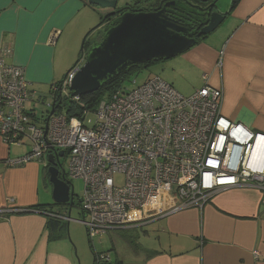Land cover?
<instances>
[{"label": "crops", "instance_id": "crops-1", "mask_svg": "<svg viewBox=\"0 0 264 264\" xmlns=\"http://www.w3.org/2000/svg\"><path fill=\"white\" fill-rule=\"evenodd\" d=\"M105 14L89 0H0V49H12L7 63L25 69L31 91L37 94L44 85L53 89L72 70L83 52L82 40ZM169 73L173 75L161 77L182 92L187 83L180 80L189 81L194 92L205 85L221 90L222 115L264 134V0H238L216 32L169 64ZM26 146L8 145L0 137V212L20 211L0 216V264H87L81 246L68 232L70 220H62L67 224L64 236L56 238L47 227V216L21 213L49 205L42 161L21 167L9 164L29 153ZM169 208L166 205L164 211ZM149 224L153 232L138 238L143 251L132 255L121 246L118 230L107 232L112 239L120 238L113 241L114 260L105 255L107 264H264L260 190L231 189L203 208L172 212L122 230L137 231ZM93 242L89 247L96 264L95 255L102 253Z\"/></svg>", "mask_w": 264, "mask_h": 264}, {"label": "built area", "instance_id": "built-area-1", "mask_svg": "<svg viewBox=\"0 0 264 264\" xmlns=\"http://www.w3.org/2000/svg\"><path fill=\"white\" fill-rule=\"evenodd\" d=\"M12 55V49H0V137L8 145L29 142L30 151L9 164L21 167L64 152L68 176L84 183L80 224L91 240L203 208L231 189L260 190L264 204V134L222 115L221 90L205 85L184 97L160 77L141 84L134 79L132 87L99 103L89 128L88 114L68 117L57 108L53 115H39L28 109L36 96L25 69L7 63ZM79 69L53 87V97L63 98ZM118 174L125 176L123 186L115 182ZM12 212L19 210L0 215Z\"/></svg>", "mask_w": 264, "mask_h": 264}, {"label": "water", "instance_id": "water-1", "mask_svg": "<svg viewBox=\"0 0 264 264\" xmlns=\"http://www.w3.org/2000/svg\"><path fill=\"white\" fill-rule=\"evenodd\" d=\"M201 1L207 3L211 0ZM218 1L215 0L211 4L210 11L206 14L196 9H187L180 2L167 4L166 8L177 6L190 12L191 15L184 17L186 21L170 18L166 8L151 13L129 11L115 18L110 28L102 36L101 41L94 44L86 53L85 61L82 60L84 64L80 67L68 89L70 97L81 98L94 94L114 78L127 74L133 66L168 61L187 53L198 45V40L193 39L190 34L192 27L190 19L199 21L207 16L208 20L203 23L205 26L198 34V38H201L216 32L230 14V12L224 14L220 11L211 12V10L217 9ZM89 3L101 10L115 11L119 0H89ZM122 12L123 10H119L108 16L115 17ZM101 24L87 34L83 40L82 51H84L87 38L99 29ZM78 61L75 66L80 64H77ZM60 97H62L61 94H59ZM56 102L57 98L53 97L51 115L59 108L60 104L57 105ZM61 157H64V152L48 155L47 175L49 184L52 186L54 203L69 207L68 219L70 221L68 223H70L75 193L73 184L66 179L64 171L57 163L58 158ZM78 223L80 224V221Z\"/></svg>", "mask_w": 264, "mask_h": 264}, {"label": "rangeland", "instance_id": "rangeland-1", "mask_svg": "<svg viewBox=\"0 0 264 264\" xmlns=\"http://www.w3.org/2000/svg\"><path fill=\"white\" fill-rule=\"evenodd\" d=\"M128 2H130V0H121L120 6L124 7V4H126ZM231 3H232V0H219L217 3V10L220 12L229 10ZM99 24H100V21L98 22L97 26ZM105 30H106V28H103L99 31L94 32L90 37H88V39L86 41V45H85L86 53L88 51H90L91 47L100 40V38L104 34ZM86 36L87 35H85V37ZM85 37H84V39H85ZM92 43H94V44H92ZM82 44H83V42L81 43V48H82ZM79 51H80V49H79ZM179 56H182V55H179ZM176 58H178V57H176ZM176 58H173V59L168 60V61H160V62L153 63L148 68L140 71L138 76L136 74L132 77L130 76L129 78L131 80L129 82H127V84H126L127 87L130 88L133 86L132 82L134 81V77L137 80V84H141V83L145 82L148 78H151V77H156V76H160V77L163 76L164 77V76H167L168 74L173 75L172 73H169V64H171L174 60H176ZM78 60H79V57L73 63L72 69L74 68V66ZM81 63H82L81 65L79 64L80 67L83 66L84 62H81ZM63 77L64 76H61L58 81H62ZM180 81L184 84L187 83L186 89L184 92H182L180 89H177L179 91V93H181L182 96L190 97L191 95H193L197 91V90H195V92H194V90H190L193 86L191 83H189V81H184V80H180ZM175 85L178 86L177 84H175ZM51 88H52V86H51ZM51 88L48 87V85H44V86H42L41 90L36 91L37 92V94L35 93V96L37 97L35 99L36 103H33V102L29 103L28 109L33 108L39 115L50 113V111H51L50 105L52 104L53 95H54L53 90ZM202 88L203 87H201V89ZM69 93L70 92L65 90V92L63 94V98H67L69 96ZM95 120H96L95 115L89 114L85 120L86 126L89 128L92 127L95 123ZM24 143L27 144V146L25 147L24 150H28L29 149V146H28L29 142L26 143V141H24ZM40 165H41L42 170L44 171L45 170L44 167H46V165H48L47 156H46V158H44L42 160V162H40ZM62 166H63V169L67 173V178H69L68 181H70L73 184L74 193H75L74 207H73L72 213H71L72 221L69 223L68 232H69L70 236L72 235V237L74 238V241H76L77 244L81 246V249H82L81 257H82L84 263L93 264V255H92V252L90 251V247H89V242L91 239L88 237L86 227H84L83 225L78 223L79 221H83L82 210L80 207L81 206L80 198L83 196V193H84V183L82 180H79V179L73 180V179H70V177L68 176V160H67V157H65L62 160ZM46 173L48 174V172H46ZM48 180H49V178H48ZM115 182L118 186H123L125 184V176L118 174L115 178ZM47 192H48L47 200L45 203L53 205L49 210H53L54 212L61 213L63 215H69V207L68 206L56 205L54 203L53 195H52V186L49 185V183L46 184V193ZM167 199L168 198L165 197L164 201L167 202L168 201ZM152 225L153 224H149L145 227L139 228L133 234H135V236L137 238H139V236L140 237L143 236L142 234L145 231L152 233L153 232L152 231V229H153ZM150 226H152V227H150ZM116 239H120V238L118 236H115L112 239V235L105 233L101 237L94 238L93 246L97 252L102 253L101 255L105 256V255L109 254L111 256L112 260H114L115 252L113 251V241H115ZM120 240L122 241L121 246L124 247L125 250H127V255H132L133 250H134V249H132L133 247L126 245V243L122 239H120Z\"/></svg>", "mask_w": 264, "mask_h": 264}, {"label": "trees", "instance_id": "trees-1", "mask_svg": "<svg viewBox=\"0 0 264 264\" xmlns=\"http://www.w3.org/2000/svg\"><path fill=\"white\" fill-rule=\"evenodd\" d=\"M174 2H180L181 4L185 5L187 9H193L194 10V8L191 7L185 1L182 2L181 0H176ZM237 3H238V0H236L234 2L232 9H234L236 7ZM174 8L179 9V11L183 14L182 17H186L188 15H191L190 12H187L186 9H184L182 7L179 8V7L175 6ZM107 30H108V28H106L104 33ZM102 36H101V38H102ZM101 38L98 42L101 41ZM200 42H198V43H200ZM92 44H94V43H92ZM85 45H86V43H85ZM85 55H86V52L83 51L81 53V56L79 57V61L77 64L81 63V61L83 59H85ZM153 63H156V62H152L150 64L143 65V66H133L127 74L120 75V76L114 78L111 82H109L104 87H102L98 92L91 94V95H87L85 97H81V98H79V100H75V99L71 98L70 94L67 98L61 99L58 97L57 98V104H60V106L58 108L59 113H64L68 117H79V116L84 117L85 114H88V115L94 114L97 110L99 103L102 100L111 98V96L113 94H115L118 90L127 86L126 85L127 82H129L131 80L129 78L130 76L132 77L135 74L138 76L140 71L148 68ZM134 79H135V77H134ZM60 84H57V85H60ZM57 85H55V86H57ZM35 162H37V161H35ZM44 168H48V167L46 166ZM227 191H229V190H227ZM52 206L53 205H51V204H49V205H37V206L31 207V208H28L26 210L23 209V210H21V213L24 214V213H31V212L36 211V212H39V213L47 216L48 217L47 218V220H48L47 221V227H48L49 231L56 233L55 234V235H57L56 238H60V237L64 236V229L67 225L62 220H64V218L68 217V215H63L61 213H56L53 210H49ZM15 213H17V212H15ZM18 213H20V211ZM9 214H11V213H9ZM1 220H2V217H0V221ZM134 232H136V230H134V229L118 230L117 234H119L129 246L133 247L132 249H134L133 251L135 253H139V252L143 251V248L139 244L138 238L135 236V234H133ZM100 256H101V254L95 255V263L96 264H98V261L100 260ZM100 262H103V263L105 262L104 264L108 263L107 261H104L102 259Z\"/></svg>", "mask_w": 264, "mask_h": 264}, {"label": "flooded vegetation", "instance_id": "flooded-vegetation-1", "mask_svg": "<svg viewBox=\"0 0 264 264\" xmlns=\"http://www.w3.org/2000/svg\"><path fill=\"white\" fill-rule=\"evenodd\" d=\"M176 0H130V2L124 4V7L120 6V2L121 0H119V4L117 9L114 10H105L106 14L103 16V18L101 19V26L99 29H97L96 31H99L103 28H110L111 23L115 20V18L119 17L120 15H122L125 12H144V13H151V12H156V11H161L164 8H166L167 4L173 3ZM182 2L185 1L186 3H188L191 7H193L194 9H196L197 11H201L203 14H206L207 12H209V8L211 6V4L213 2H215V0H211L207 3L202 2L201 0H181ZM236 0H232V3L230 5L229 10L223 11L222 13H227L230 12V14L233 12L234 9L233 8V4ZM119 10H123L122 13L117 14L115 17L113 16H108L109 14L113 13V12H117ZM167 10V14L169 15L170 18H173L175 20H180V19H184V17H182V13L179 11L178 8H173L168 6L166 8ZM218 11L217 9H213L211 10V12H216ZM107 16V18H105ZM207 16H204L203 19L201 18V20L196 21L193 19H190L189 21H191V30H190V34L192 35L191 37L195 40H198V42L204 40L206 37H201L198 38V34L203 30L204 26L203 23H205L208 18ZM184 21H186V19H184ZM94 31V32H96ZM93 32V33H94ZM92 33V34H93ZM91 34V35H92ZM105 34V33H104ZM103 34V35H104ZM99 43V42H97ZM85 61V59H84ZM83 62V61H82ZM157 62V61H156ZM66 155H64V157L58 158L57 163L60 167V169L62 171H64L65 177L68 180L69 178H67V174L66 171L63 169L62 166V160L65 158ZM81 207V206H80ZM83 215V214H82Z\"/></svg>", "mask_w": 264, "mask_h": 264}]
</instances>
